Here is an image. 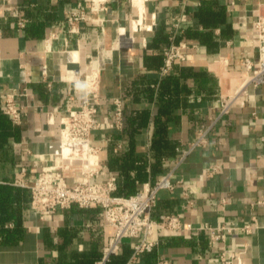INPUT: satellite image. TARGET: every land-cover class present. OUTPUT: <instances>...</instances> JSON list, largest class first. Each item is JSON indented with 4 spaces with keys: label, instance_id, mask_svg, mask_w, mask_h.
Wrapping results in <instances>:
<instances>
[{
    "label": "crops",
    "instance_id": "obj_1",
    "mask_svg": "<svg viewBox=\"0 0 264 264\" xmlns=\"http://www.w3.org/2000/svg\"><path fill=\"white\" fill-rule=\"evenodd\" d=\"M263 3L0 0L2 112L21 129L19 140L13 128L14 136L9 129L0 141V186L9 194L16 187L27 192L25 201L8 202V213L19 207L22 231L16 233L11 219L0 226L6 230L0 264H96L104 256L113 229L102 207L73 204L41 218L29 188L42 169L64 168L56 158L61 118L83 99L87 74L89 89L95 76L99 81L101 128L91 136L100 161L95 179L115 178L116 188L131 180L134 195L170 172L176 186L158 193L152 217L184 213L203 227L185 234L160 230L155 248L137 258L132 241L124 240L104 264H158L162 257L171 264H223L222 253L236 264H264V83L249 84L247 95L221 114V99L246 84L245 60H257L254 23ZM74 11L86 19L72 26ZM180 43L185 59L164 72V49ZM9 98L19 109L18 123L4 112ZM116 100L121 127L114 126ZM201 129L208 145L178 163ZM216 165L220 170L205 174ZM188 198L193 206L187 208ZM243 225L252 231L213 239V228Z\"/></svg>",
    "mask_w": 264,
    "mask_h": 264
},
{
    "label": "built area",
    "instance_id": "obj_2",
    "mask_svg": "<svg viewBox=\"0 0 264 264\" xmlns=\"http://www.w3.org/2000/svg\"><path fill=\"white\" fill-rule=\"evenodd\" d=\"M4 1V0H3ZM85 13L74 11L69 16V23L74 26L85 20ZM255 28L257 29V60L246 59L244 64L250 75L246 84L235 93H231L221 99V114H229L233 105L239 99L247 95L249 84L260 85L264 83V3L258 9ZM175 26L178 23L174 24ZM184 43L172 44L164 49L165 64L163 71L167 72L176 59H185L182 53ZM92 74L82 78L83 99L76 104H70L61 118L60 142L61 152L66 140L79 145V154L85 155L88 148L90 156L94 157L93 163L88 166L81 163L63 164L64 168L56 169L46 167L39 171L29 186L31 192V207L37 211L41 218L50 217L60 208H67L73 204L81 207L100 206L104 212L107 225L112 227L113 235L105 248L104 256L96 264H104L113 254L120 251L124 240H131L133 258H137L144 252L152 251L157 245L156 234L164 230L174 234H185L196 227L185 220L184 213H165L158 218L152 217L154 207L157 205L158 193L163 190H173L176 186L172 181V173L162 175L154 183H146L143 190L130 196L115 195V178L108 181H98L100 175V161L98 149L92 145L91 136L96 129L101 128V123L96 115L99 106L98 77L94 82L95 89L86 87V82ZM115 127L122 126V106L119 100L115 101ZM4 112L15 122L20 121L19 109L13 99H7L4 104ZM208 131L201 129L197 139L192 141L186 149L181 150L178 163L182 162L186 155L196 147L208 145ZM220 170V165L210 167L205 174L215 173ZM63 171H71L73 176L64 175ZM74 173L76 176H74ZM193 201L188 198L186 207H192ZM213 239L224 240L227 235L240 231L250 233L252 226H222L213 228ZM223 264H236L233 258L221 254ZM158 264H171L167 258H160Z\"/></svg>",
    "mask_w": 264,
    "mask_h": 264
},
{
    "label": "trees",
    "instance_id": "obj_3",
    "mask_svg": "<svg viewBox=\"0 0 264 264\" xmlns=\"http://www.w3.org/2000/svg\"><path fill=\"white\" fill-rule=\"evenodd\" d=\"M13 128H15V138L20 139L21 136V129L19 125L13 127L11 120L2 112V95L0 93V141L8 139V130L11 129L10 135H13ZM133 183L131 180H127L124 183H119V186L114 191V194L119 196H130L131 192H134L133 190ZM118 190V191H117ZM118 193H125V195H120ZM14 199L19 204L21 201H25L27 199V192L26 190L16 187V192L13 194V191L11 189V192L9 194L8 187L6 186H0V226L4 224L5 221L11 219L14 221L16 226V233L19 234L22 231L21 223H22V214L20 213L19 207L17 210L13 213H8L7 206L8 202H13ZM6 230L1 227L0 232L4 233ZM6 232L5 234H7Z\"/></svg>",
    "mask_w": 264,
    "mask_h": 264
},
{
    "label": "bare ground",
    "instance_id": "obj_4",
    "mask_svg": "<svg viewBox=\"0 0 264 264\" xmlns=\"http://www.w3.org/2000/svg\"><path fill=\"white\" fill-rule=\"evenodd\" d=\"M141 11V10H140ZM143 11V10H142ZM142 13V12H141ZM142 15V14H141ZM144 17V16H143ZM142 20V19H141ZM136 26V25H135ZM138 26V25H137ZM141 27V26H140ZM123 32V31H122ZM122 39V38H121ZM125 39V38H124ZM128 47V46H127ZM95 73V72H94ZM96 77L97 76H95V79L93 78V80H96ZM91 78V79H92ZM91 79H90V81L89 82H91ZM92 80V81H93ZM89 85V83L87 84V86ZM95 85H96V83L93 81V83H92V85H90V89H95ZM86 86V87H87ZM89 87V86H88ZM87 87V88H88ZM65 148H68L69 149V151L71 150L72 151V154H73V152L76 154L75 156L76 157H73V161H81V162H83L84 163V165L85 166H88V164L90 163V162H92L93 163V159H94V157H92V156H90V153L88 152V148L86 147L85 148V155L84 156H82L81 154H79V145H77V144H75V143H72V142H70V141H68V140H66V142L64 143V145H63V151H62V154L61 155H63V153H64V150L66 151L67 149H65ZM68 151V150H67ZM68 151V152H69ZM61 153V152H60ZM69 153H71V152H69ZM60 155V154H59ZM65 155V154H64ZM67 155H68V153H67ZM70 155V154H69ZM63 157H66V155L65 156H63ZM65 159V158H64ZM66 160H67V158H66ZM65 160V161H66ZM60 161V160H59ZM68 161V160H67ZM66 161V162H67ZM63 163V162H62ZM83 163H81V164H83ZM64 164V163H63ZM65 164H68V162L67 163H65ZM60 166H61V164H60Z\"/></svg>",
    "mask_w": 264,
    "mask_h": 264
},
{
    "label": "rangeland",
    "instance_id": "obj_5",
    "mask_svg": "<svg viewBox=\"0 0 264 264\" xmlns=\"http://www.w3.org/2000/svg\"><path fill=\"white\" fill-rule=\"evenodd\" d=\"M65 149H67L68 151H69V149L68 148H65ZM65 151L64 150V153H63V155H61L62 154V152L60 153V155H57L56 156V158H57V160H58V162L61 164V165H63V163L65 164V163H67L68 162V164L69 163H83V162H81V161H73V157H76L75 155V153L73 152V154H72V151L70 150L69 152H71V153H69L68 151ZM67 153H68V155H67ZM66 155V157H63V156H65ZM70 154V155H69ZM65 158V159H64ZM66 158H67V160H66ZM60 160V161H59ZM67 162H66V161ZM63 162V163H62ZM84 164V163H83Z\"/></svg>",
    "mask_w": 264,
    "mask_h": 264
}]
</instances>
